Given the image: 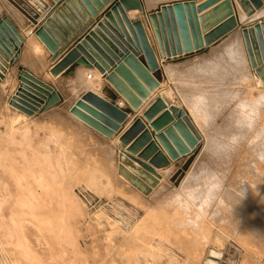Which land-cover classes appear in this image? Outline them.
<instances>
[{"label":"bare ground","instance_id":"1","mask_svg":"<svg viewBox=\"0 0 264 264\" xmlns=\"http://www.w3.org/2000/svg\"><path fill=\"white\" fill-rule=\"evenodd\" d=\"M238 9L241 19L245 18L246 15L239 6L237 12ZM261 16H264V12L259 14L258 18ZM243 45H245V42L242 33H235L228 38V42L220 50L219 55L212 51V54L208 58L206 57L204 66H198V69H195L197 72H201L202 68H207L214 74L219 70L215 64L216 60L219 56L225 55L227 63L224 69L227 68L228 72L238 73L244 78L242 83L237 85L234 83L233 86H228L220 92L221 94L212 91L210 94L206 92L208 94L206 96L195 97L189 92L187 83L178 82L180 86L177 92L182 98L183 105L190 110L197 128L192 125L202 136L206 157L213 155V150L215 151L217 148L218 137L213 124L214 118H211L215 113L210 115L207 111L206 113L203 112L202 108L205 107V104H209L213 108L216 106L220 111L229 102H234L235 108H233L232 122H230L231 127L237 129L236 137L238 138H245L244 134H248L251 128L252 132H255L257 128L262 132L264 131V115L255 114L253 110H257L255 108L256 102L251 101L248 97V94H251L253 90L247 89L248 94L245 96L240 94V84L246 87L248 84L255 83L257 88L254 89H257L260 95H258V99L264 101V87L261 80L251 74L246 59V54L248 56L247 49L245 46V53ZM30 46L34 54L40 57L41 52H43L41 51L42 47L40 48L33 37L30 39ZM38 67L34 70H37ZM184 68L186 70L185 72L181 71L182 73L178 72L177 69V71L167 70L171 78H175L176 76L189 74L190 70L187 67ZM88 76L87 71H79L78 76L68 82L70 84L69 91L64 94L67 95V97L65 96L67 106L76 103L84 94L88 93L87 91L94 90L95 83L89 80ZM208 84L212 86L213 82L211 81ZM169 96L173 99L174 94L169 91ZM5 103L2 100L0 108V229L7 238V244H3V242L0 244V251L4 257H16L12 264H67L68 260L72 264H78L80 243L77 232L78 218L86 216L84 204L74 194V189L79 186L88 193L125 198L144 209L145 215L142 216L133 230L130 239L132 246L123 252L128 264H133L139 256H143L145 259H158L166 256L170 258L171 264H179L169 251L156 248L154 242L157 238L170 239L172 237V226L169 224L164 226L162 217L165 215L168 219L165 222L168 223L173 216L179 214V210L169 205L170 201L183 199L190 202L192 197H188L187 194L196 187L199 180V177L193 171L187 175L179 188L167 194L161 202L160 208L151 209L147 206L148 200L141 194L146 197L150 191H153L150 200L157 198L166 188L165 183L169 173H159L162 176L161 187L150 189L135 176L129 167H125L120 163V139L118 143H101L97 145L101 147L104 157L114 155L115 165L111 164L113 161L108 163L104 158H99L100 155L96 154L90 143L84 144L80 140L76 146L79 157H76L71 147L72 137L65 127L61 124L52 125L40 119L29 121L27 118L14 113L13 110L15 109ZM203 104L204 107H202ZM60 111L59 114L54 115L57 116V122L59 120L61 123H66V126L69 125V127L80 130L82 126L80 123L82 122H79L73 115H69L65 109ZM240 119L243 123L239 125ZM85 127L87 126L83 128ZM86 129L88 130V128ZM85 132L89 135L88 139L92 140L93 137L89 133L90 131ZM119 147L120 153L117 155L116 149ZM77 158L79 161H77ZM110 160L108 157V161ZM110 168L113 173H109L108 169ZM259 170L261 172V182L264 185V165H259ZM194 192L195 190L192 193ZM255 192L250 200L255 199L257 195V192ZM165 204H167L168 210L163 211L162 206ZM259 209L264 212V200L260 202ZM258 213L257 211L256 214L250 216L246 209L237 208L233 213H230L231 217H234L233 221L228 220V218L219 221L218 232L210 242L217 249L212 250L210 255L213 258L221 259V249L224 248L225 241L234 238L246 252L240 264H256L255 256L258 259L264 258V222L259 218ZM196 215L198 218L205 216L201 209L197 210ZM240 225H242L241 228ZM183 234H186L185 227ZM0 241H2V238ZM6 246L13 247L11 255L10 252L5 255ZM203 246L204 244L201 247ZM121 258L123 257L121 256ZM8 262L5 261L6 264ZM113 263L117 264L116 262ZM207 264H217V262L209 260Z\"/></svg>","mask_w":264,"mask_h":264},{"label":"water","instance_id":"2","mask_svg":"<svg viewBox=\"0 0 264 264\" xmlns=\"http://www.w3.org/2000/svg\"><path fill=\"white\" fill-rule=\"evenodd\" d=\"M38 1L41 10L31 13L32 33L50 53L52 63L57 62L52 76L59 77L75 64L89 65L129 106L130 113L114 104L116 97L109 102L88 92L72 107L71 115L106 139L122 134L131 111L138 112L160 87L157 51L162 59L170 60L206 50L242 26L236 16L238 6L248 19L264 8V0L186 2L165 6L132 22L127 13L143 14L141 0ZM242 36L252 70L264 87V21L244 28ZM24 42L9 17L0 19L1 57L15 63ZM19 83L10 106L29 118L62 101L54 87L26 71L21 72ZM200 141L186 112L169 107L160 98L121 136L119 159L154 189L162 179L159 171L190 155Z\"/></svg>","mask_w":264,"mask_h":264},{"label":"rangeland","instance_id":"3","mask_svg":"<svg viewBox=\"0 0 264 264\" xmlns=\"http://www.w3.org/2000/svg\"><path fill=\"white\" fill-rule=\"evenodd\" d=\"M255 18H258V15ZM248 20L245 17L240 19V22L245 24ZM259 96L254 98L257 110L253 111L256 115H264V101H260ZM233 104L234 102H229L226 107ZM232 114L233 111L225 116V123L220 127L215 126V119L219 113L214 115L212 113L213 117L211 118H214L213 124L216 128L218 144L211 157L205 156V144L199 143L190 155L172 163L175 166L167 177L166 186L163 184L166 188L157 198L150 200L153 191H150L146 197L140 193L148 200V207L151 209L160 208V204L167 194L179 188L191 171L199 177L196 187L187 194L188 197H192L190 202L183 199L169 202V205L179 210V214L173 216L168 223L165 222L168 220L167 217L165 215L162 217L164 226L168 224L172 226V237L170 239L157 238L154 242L156 248L169 251L179 264H207L209 260H213L217 264H240L246 252L234 238L225 241L224 248L221 249V259L213 258L210 255L212 250L217 249L210 242L218 232V222L225 218L233 221L234 217H231L230 213H233L237 208L246 209L250 216L258 211L259 218L264 222V212L259 209L260 202L264 200V185L261 182L259 170V165H264V131L257 128L255 132H252L251 128L248 134H244L245 138L236 137L237 129L231 127ZM239 121V125L243 123L241 119ZM56 124H61L67 129L72 137L71 147L74 155L79 157L76 147L79 143V130L69 127L68 123L66 126V123H61L59 120ZM110 156L107 158L109 157L111 160L106 161L108 163L113 161L111 164H114L116 159L113 158V154ZM77 161H79L78 158ZM108 170L109 173H113L111 168ZM161 185L159 182L157 188H160ZM74 190V194L84 204L86 211L84 218H78L77 232L80 242L78 264H114L113 262L128 264L123 252L132 246L130 239L133 230L145 215L144 209L119 196L88 193L79 186ZM194 190L195 192L192 193ZM254 192L257 195L254 200H250ZM162 207L163 211L168 210L167 204ZM199 209L205 215L203 218H198L196 215ZM225 211H229V213L227 214ZM130 223L132 224L128 226ZM184 227L186 234H183ZM0 234L2 238L0 244L2 242L7 244V238L1 229ZM203 244L204 246L201 247ZM5 249V255L9 254L8 252L10 255L13 253V247L6 246ZM5 257L0 251V264H6L5 261L8 262V260L7 264H12L16 260V257ZM255 257L256 264H264V258L256 257V259ZM67 264H72V262L68 260ZM133 264L171 263L170 258L166 256L158 259H145L143 256H139Z\"/></svg>","mask_w":264,"mask_h":264},{"label":"crops","instance_id":"4","mask_svg":"<svg viewBox=\"0 0 264 264\" xmlns=\"http://www.w3.org/2000/svg\"><path fill=\"white\" fill-rule=\"evenodd\" d=\"M116 1H118V0H116ZM206 1H208V0H141V2L143 4L144 13L139 14L137 11H131V12L127 13V17L130 19V21L136 22L138 20H144L145 15L148 16L152 13H158L161 10V8H163L165 6L167 7L170 5L177 4V3H186V2H196L198 5H200ZM112 4L113 3H111L109 6H107L104 9V11L99 14V18L103 17V15L109 10V8L112 6ZM40 6L41 5H40V2L38 0H0V19H2L4 17H9L10 20L13 22V24L17 27V29L20 31V33L25 38V42H24L22 49L20 51V57L18 58V60L15 63L9 61L5 57L0 56V102L3 100V103L6 102L5 104H7L10 107V101L15 96V94L17 93V91L20 87L19 76H20L22 71H26L29 74H31L32 76H34L35 78H37L38 80L42 81L43 83L54 87L56 92L60 95L62 101L59 105L53 107L52 109L48 110L45 113H40V114L36 115L34 118H29L16 109L13 110V112L16 113L17 115H21V116L27 118L29 121H32L34 119H40V120H45L52 125H55L57 123V120H56L57 116H54V115L59 114L61 112L60 110H64V109L67 113H69V115H71L70 110L75 105V102H74L70 106H67V100H66L67 95H64V94H66V92L69 91L70 84L68 82L70 80L75 79L78 76L79 71H87L89 75L92 74L91 80L95 83L94 84L95 85L94 90H89L87 92L91 91L94 94L96 93L95 95H97V96H99V97H101V98H103L109 102H113L112 99H114V97H116L117 100L114 102V104L117 107H119L120 109L126 110L130 113V111H129L130 109H129L128 104L120 96H118L114 92L112 87L109 86V84L98 73V71L95 70L94 68L90 67L89 65L75 64L74 66H72L71 68H69L68 70L63 72L58 79L55 80V78L52 77L50 71L53 69V67L55 66V64L57 62L52 63V57H51L50 53L47 51L45 46L37 38H35V36L32 33L34 29L32 28L33 19H32L31 13H34L37 11L39 12L41 10ZM206 12H208V11H206ZM206 12L199 14L198 17L203 16ZM262 12H264V8L261 11L257 12V14L254 17L261 14ZM236 16H237V20L240 22L241 17L239 15V9H238V12L236 11ZM254 17L249 19L245 24L240 22L242 26L234 32L235 33H242V30L244 28H248L250 26L256 25L257 23H259L261 21H264V16L259 17V18H255V19H254ZM234 32L231 33L229 36L225 37L224 39L220 40L219 42H217L216 44H214L210 48L203 50V51H200V52H197V53H194V54H191L189 56L176 57V58H172L170 60H165V59H162L158 55V51H157V58H158V61L160 64V71L156 74V78L160 83V87L157 89L156 92L152 93L151 97L143 104V106L141 107V109L138 112H132L131 111V114L129 116L128 121L123 126L124 131L122 132V134L114 137L113 139H106L103 136H101L98 133L91 130L89 127L83 128L86 125L82 122V123H80L82 126L79 130L80 142H82L84 144L90 143L93 150L96 152V154L100 155V157L98 156L99 158H102V159L104 158L105 160H108V158H105L103 156V153L101 151V147H98L97 145L101 144V143H105V144H111L113 142L118 143V140L120 139V137L135 123V121L138 118H142V115L150 108V106H152L160 98H162L167 103V105L169 107L177 106V107L183 109L186 112L187 117L190 120V122L195 126V128H197L195 121L191 115L190 110L185 105H183V101L181 100L182 98L179 96L180 95L179 92H177L178 87L180 86V84L178 82L187 83V87L189 88V92L195 97L196 96H202V95L206 96V95H208L207 93L210 94L212 91H214L215 93H216V91H217V93L218 92L220 93V92H222L223 89L227 88L228 86H233L234 83H236V85L239 83H242L244 78L241 77L238 73H236V72L234 73L233 71L228 72L227 68L224 69V66L227 63V57L225 55L219 56L218 59L216 60L215 64H216V67L219 68V70H217V72H215L214 74L211 73L210 70L207 68H202L201 72H197L195 70V69H198V66L199 67L202 65L204 66L206 57L208 58V56L212 54V51H213V53L216 52L215 54L219 55L221 53L220 50L228 42V38L230 36H232L233 34H235ZM32 37L35 39V41L40 46V48L42 47L41 51H43V52H41L40 57L34 54L32 48L30 46V39ZM243 48H244L243 50L246 53L245 45H243ZM216 50H218V51H216ZM69 51L70 50H68L65 54H63L60 59H62ZM246 57H247L246 59L248 61L249 67H250L251 74L253 76H256V74L251 69V65H250L247 54H246ZM34 64L37 66H35ZM37 67L39 70L38 69L34 70ZM184 67H187V69L190 70L189 74L184 75V76H176L175 78H173V77L171 78V76L169 75V71L167 70V69L173 70V71L178 70V72L182 73V72H185V70H186V68H184ZM47 78H49V79H47ZM58 81H60L59 84H58ZM211 81L213 82L212 86L214 87V89L211 85L209 86V84H208ZM256 86L257 85L255 83L248 84V85H246V87H244L242 84H240V87H241L240 94H242V96H245L246 94H248L247 89L253 90V92L251 94H248V97L251 101H254V98L258 96V90L254 89ZM217 89H219V90H217ZM1 90H3V91L1 92ZM169 91L172 94H174V97H173L174 100L169 96ZM1 94H2V96H1ZM1 98H2V100H1ZM206 105L207 104H205V107H204V104L202 105V107H204L205 109L207 108V110L202 108L203 112L206 113V111H207V113H209V114L219 113V116H217L215 119V126H220V127L223 126V124L225 123L224 122L225 116L234 110L233 105L230 107H225L223 109H220L221 108L220 107L219 108L220 111L218 110V108H215V107L213 108L209 104L207 106ZM67 107H68V110H67ZM0 108H1V105H0ZM214 110H216V111H214ZM161 114L159 116H161ZM79 122H81V121L79 120ZM86 128H88V130ZM85 131H90L89 133L92 134V137H93L92 140H90V138L88 139L89 135ZM200 136H201V134H200ZM200 143H203L202 142V136H201ZM116 153H117V155L120 153V147L116 149ZM173 166H175V164L174 165L172 164L168 169L160 171L159 173L160 174L170 173L172 171V169L174 168ZM133 190L136 191L135 189H133Z\"/></svg>","mask_w":264,"mask_h":264},{"label":"built area","instance_id":"5","mask_svg":"<svg viewBox=\"0 0 264 264\" xmlns=\"http://www.w3.org/2000/svg\"><path fill=\"white\" fill-rule=\"evenodd\" d=\"M88 79L91 80V79H92V75H89V76H88Z\"/></svg>","mask_w":264,"mask_h":264}]
</instances>
